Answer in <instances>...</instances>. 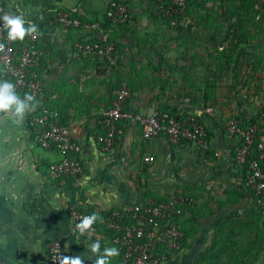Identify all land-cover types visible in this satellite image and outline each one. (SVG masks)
Wrapping results in <instances>:
<instances>
[{
  "label": "crops",
  "instance_id": "crops-1",
  "mask_svg": "<svg viewBox=\"0 0 264 264\" xmlns=\"http://www.w3.org/2000/svg\"><path fill=\"white\" fill-rule=\"evenodd\" d=\"M4 1L36 21L43 54L37 73L46 89L45 102L59 112L64 122L79 127L84 169L76 178H50L49 166L59 159V154L43 149L37 133L28 125L37 105L21 124L11 121L0 124V260L9 264H47V244L59 239L67 255H80L85 258L84 264H93L88 258L95 257L86 245L99 239L101 250L109 246L119 249L120 255L112 258L110 264H124L122 251L109 231L99 230L91 237L76 232L70 206L76 204L83 210L104 212L149 194L169 195L151 192L136 195L134 190H126L127 165L116 151L121 147L122 136L111 152L104 151L99 143L105 130L98 118L113 100L109 104L105 94L97 89L98 83L88 80L83 68L78 69L74 63L76 43L91 38L94 31L65 28L52 22L56 9L74 6L85 16L103 21L112 0ZM119 1L131 5L133 18L137 19L130 25L137 32L141 22L152 25L164 17L155 0ZM123 36L119 39L128 42ZM128 104L134 110L137 107L132 93ZM240 117L249 120L253 116L245 113ZM208 120L213 135L211 149L205 151L191 142L180 144L197 152L201 161L197 162V176L192 179L205 182L210 191L203 192L196 205L197 212L189 209L185 214L186 243L173 260L180 264H264V210L255 205L242 170L234 164L237 140L228 138L225 128L218 127L215 119ZM140 127L133 121L127 133L130 130V135L135 136ZM154 138L150 147L154 152H159L160 143L176 145L164 135ZM205 203L210 210H205ZM195 214L201 217L197 223L188 220Z\"/></svg>",
  "mask_w": 264,
  "mask_h": 264
},
{
  "label": "rangeland",
  "instance_id": "rangeland-1",
  "mask_svg": "<svg viewBox=\"0 0 264 264\" xmlns=\"http://www.w3.org/2000/svg\"><path fill=\"white\" fill-rule=\"evenodd\" d=\"M136 19L132 17L114 31L116 39L125 34L129 41H117L120 56L111 75L99 62L80 56L75 45L76 67L98 83L97 89L109 104L126 85L136 112L150 113L159 106L199 114L209 138L213 135L208 119L225 128L233 118L262 111L264 5L254 13L233 0H193L176 25L170 18L160 17L152 25L141 22L139 32L130 25ZM130 123L133 121L121 123L122 144L116 148L127 165L126 190H134L136 195L191 193L196 203L190 210L197 212L203 192L210 191L205 182L192 179L201 161L197 152L166 143L159 144V152L151 151L156 138L145 139L141 127L135 136L130 135ZM151 155L154 161L146 160ZM204 208L210 210L206 203ZM199 218L195 214L188 220L197 223ZM0 264L9 263L0 260Z\"/></svg>",
  "mask_w": 264,
  "mask_h": 264
},
{
  "label": "built area",
  "instance_id": "built-area-1",
  "mask_svg": "<svg viewBox=\"0 0 264 264\" xmlns=\"http://www.w3.org/2000/svg\"><path fill=\"white\" fill-rule=\"evenodd\" d=\"M191 1L193 0H155V3L159 12L176 25L179 16L185 12ZM263 5L264 0H254V9L257 12ZM9 12L23 15L26 21L36 25L34 18H28L18 7L13 8L0 0V16ZM133 15L130 4L112 0L103 21L95 16H85L79 7L74 6L56 9L52 22L65 28L94 31L91 38L77 42L76 49L80 56H89L99 62L106 74L111 75L120 56L117 49L119 40L114 37V31L120 24L132 20ZM39 41V30L23 41H8L7 30L3 28V21L0 20V43L6 45L5 51L0 53L1 77L15 85L16 93L21 98L25 93L35 97L33 103L37 108L28 119V125L37 133L39 145L43 149L59 154V159L52 161L49 166L50 178H76L84 169L82 144L78 138L79 127L64 122L59 112L45 102L46 89L37 73L43 56ZM130 96L129 87L122 85L111 105L98 118L105 130L99 140L104 151L114 150L122 133L120 123L128 121L141 125L145 139L164 135L171 144L191 142L204 150L211 147L208 131L196 114L172 112L159 106H154L150 113H138L128 104ZM225 133L228 138L237 140L234 164L242 170L245 185L250 189L255 205L264 210V110L255 122L242 118L229 120ZM154 159V156L146 157L148 161ZM165 197L146 195L136 202L104 212L83 210L73 204L69 212L74 228L83 216L95 214L98 220L93 225L92 235L99 230L109 231L112 241L122 251L124 264H180L174 262L173 256L185 246L186 231L182 221L189 209L195 205L196 198L183 192ZM76 232L80 234L78 230ZM61 253L67 255L62 240H50L47 244V264H58L55 259Z\"/></svg>",
  "mask_w": 264,
  "mask_h": 264
},
{
  "label": "clouds",
  "instance_id": "clouds-1",
  "mask_svg": "<svg viewBox=\"0 0 264 264\" xmlns=\"http://www.w3.org/2000/svg\"><path fill=\"white\" fill-rule=\"evenodd\" d=\"M3 21V28L7 30V40L10 42L23 41L28 36H33L37 33L38 28L35 24L25 20L23 15L13 14L11 12L0 16ZM6 45L0 43V53L5 51ZM34 95L25 93L21 98L15 89V85L8 81H0V124L5 121H11L14 124H21L26 115L35 107L33 103ZM98 220L95 214L83 216L75 225V229L81 235L87 234L89 237L94 232L93 225ZM92 253L91 259L93 264H110L111 259L120 255L119 249L116 247H105L101 250L100 240L96 239L89 245H86ZM58 264H84L85 258L80 255H65L58 254L55 259Z\"/></svg>",
  "mask_w": 264,
  "mask_h": 264
},
{
  "label": "trees",
  "instance_id": "trees-1",
  "mask_svg": "<svg viewBox=\"0 0 264 264\" xmlns=\"http://www.w3.org/2000/svg\"><path fill=\"white\" fill-rule=\"evenodd\" d=\"M196 0H194V2H195ZM235 2H239L240 4H245V5H247L248 7H249V9L252 11V12H256L257 13V11L254 9V0H239V1H235ZM114 36H115V34H114ZM0 81H3V79H2V77H1V73H0ZM162 109H164V110H170V111H172V112H177V111H179V110H177V109H171V108H166V107H162ZM262 110H264V107L262 108ZM260 113L261 112H259L257 115H254L251 119H249V120H246V121H248V122H255V121H257L258 120V117H259V115H260ZM199 118H201V116L198 114L197 115ZM120 128H121V123H120ZM209 137V136H208ZM119 140V138L117 139V141ZM209 149H211V147L209 148ZM208 149V150H209ZM205 151H207V150H205ZM150 195V194H149ZM153 195V194H152ZM154 197H156V198H166L165 196H155V195H153ZM182 226H183V221H182ZM184 227V226H183ZM184 229H185V227H184Z\"/></svg>",
  "mask_w": 264,
  "mask_h": 264
}]
</instances>
